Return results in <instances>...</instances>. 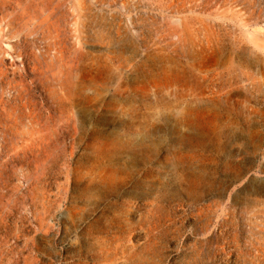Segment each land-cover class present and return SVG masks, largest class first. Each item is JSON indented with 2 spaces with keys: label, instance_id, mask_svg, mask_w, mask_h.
Listing matches in <instances>:
<instances>
[{
  "label": "rangeland",
  "instance_id": "rangeland-1",
  "mask_svg": "<svg viewBox=\"0 0 264 264\" xmlns=\"http://www.w3.org/2000/svg\"><path fill=\"white\" fill-rule=\"evenodd\" d=\"M0 264H264V0H0Z\"/></svg>",
  "mask_w": 264,
  "mask_h": 264
}]
</instances>
